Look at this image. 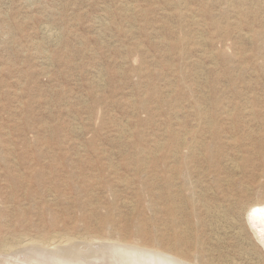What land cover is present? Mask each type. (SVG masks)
<instances>
[{
  "label": "rangeland",
  "instance_id": "1",
  "mask_svg": "<svg viewBox=\"0 0 264 264\" xmlns=\"http://www.w3.org/2000/svg\"><path fill=\"white\" fill-rule=\"evenodd\" d=\"M263 2L0 0V264H168L107 246L135 245L138 222L151 235L137 245L190 264H264L250 222L264 205ZM174 133L199 138L188 149ZM179 147L188 176L165 182ZM101 163L122 180L102 177ZM176 228L198 249L175 247ZM21 235L91 243L39 261L3 248Z\"/></svg>",
  "mask_w": 264,
  "mask_h": 264
},
{
  "label": "bare ground",
  "instance_id": "2",
  "mask_svg": "<svg viewBox=\"0 0 264 264\" xmlns=\"http://www.w3.org/2000/svg\"><path fill=\"white\" fill-rule=\"evenodd\" d=\"M261 2L263 1V0H260ZM128 4V3H127ZM264 5V2L262 3V6ZM128 7V6H127ZM121 10V9H120ZM178 12V11H177ZM179 14V16H181V17H183V14H184V12L183 11H180V12H178ZM199 14V13H198ZM195 16V15H194ZM193 16V17H194ZM195 18V17H194ZM186 25V24H185ZM48 26V25H47ZM48 29V28H47ZM46 32V31H45ZM49 33H51V32H49ZM52 34V33H51ZM250 34V33H249ZM248 34V35H249ZM49 35V34H48ZM56 35H57V33H56ZM50 36V35H49ZM52 36H53V34H52ZM51 36V37H52ZM64 36V35H63ZM250 36V35H249ZM55 37V36H54ZM53 37V38H54ZM56 39V38H55ZM51 55V54H50ZM171 69V68H170ZM102 73V72H101ZM133 102V101H132ZM232 112V111H231ZM202 115V114H201ZM211 115H215V114H211ZM230 115V114H229ZM202 117V119H203V117H205V116H201ZM231 116H228V115H225V116H223V118L224 119H228V118H230ZM208 121V120H207ZM249 127V126H248ZM170 129H172V127H170ZM188 129V128H187ZM207 129V128H206ZM191 131V130H190ZM218 131V128L217 129H215L214 130V134L215 133H217V134H215L217 137H219L220 136V133L219 132H217ZM264 131V130H263ZM171 132H173V131H171ZM182 133V132H181ZM185 135V134H184ZM180 136V135H179ZM197 138H199V135H198V133H192V142H188V141H185L184 139H181V138H179V137H177L176 135H175V133L174 134H172V140H173V146L175 145V144H177V146H178V143H180L181 141H183L184 142V145H186V147L188 148V149H191L192 147H193V141L194 140H196ZM261 139H264V134L261 136ZM158 141V140H157ZM156 141V142H157ZM156 142L154 143L155 144V147H160V145L158 144L159 143V141H158V143L156 144ZM151 143V142H150ZM141 144V143H140ZM172 144V143H171ZM211 145V144H210ZM40 146V145H39ZM118 146V145H117ZM140 146V145H139ZM169 146H170V144H169ZM176 146V147H177ZM180 146V145H179ZM38 147V146H37ZM140 148H142V147H140ZM140 148H138V149H140ZM154 148V147H153ZM172 148V147H171ZM144 149V148H143ZM151 149V148H150ZM196 149V148H195ZM95 150V149H94ZM155 150V149H154ZM182 149H181V147H179V149H177V150H175V152L174 153H176V154H179V157H180V163H178L177 165H172V166H169L168 165V170H166L165 169V172L163 173V174H160V178L163 180V181H168V175L169 176H172V178H173V180H176V179H186L187 178V176H188V171H189V167H188V162H187V160L185 159V156H186V154H184L183 153V150L181 151ZM207 150L209 151L210 150V152H209V156H208V161L209 162H211V161H213V159H214V155H213V153H212V151H211V147L210 146H208V148H207ZM140 151V150H139ZM142 151V150H141ZM144 151V150H143ZM152 151V150H151ZM167 151V150H166ZM196 151V150H195ZM198 151V150H197ZM171 152V151H170ZM154 153H155V151H154ZM158 153V152H157ZM146 154V153H145ZM139 155V154H138ZM148 155V154H147ZM152 155V154H151ZM174 154H172V156H173ZM170 156V155H169ZM188 156V155H187ZM186 156V157H187ZM147 158H148V156H147ZM107 159V158H106ZM139 159V158H138ZM152 159V158H151ZM154 159V158H153ZM152 159V160H153ZM175 159V158H174ZM173 159V160H174ZM142 160V159H141ZM9 161V160H8ZM93 162V161H92ZM138 162V161H137ZM171 162V161H170ZM169 162V163H170ZM143 163H144V161H143ZM173 163V162H172ZM174 163H175V161H174ZM142 164V163H141ZM145 165V164H144ZM159 166V165H158ZM101 168H99V169H101V170H99V173H100V175H103L102 177H107L108 175H114V176H116L117 175V177L116 178H118V179H120V180H122V178H123V176H122V174H120L117 170H112V171H110L109 172V169H108V167L106 166V165H104V164H102L101 163V166H100ZM167 167V166H166ZM142 168V167H141ZM139 170H141V169H139ZM154 173V172H153ZM34 174H35V176L37 177L38 175H40V173L39 172H34ZM27 175V174H26ZM74 175V174H73ZM126 175V174H125ZM158 177V176H157ZM170 178V177H169ZM73 180V179H72ZM136 181L137 182H139V184H144V181L141 179V178H138V179H136ZM157 182V181H156ZM65 185V184H64ZM95 185V184H94ZM66 186V185H65ZM77 186V185H76ZM86 187V186H85ZM126 187V186H125ZM152 187V186H151ZM180 187V186H179ZM75 188H77V187H75ZM144 189V188H143ZM184 191V190H183ZM194 192V191H193ZM77 193V192H76ZM176 193V192H175ZM174 195V194H173ZM172 196V195H171ZM139 197H140V195H139ZM53 198V197H52ZM180 199V198H179ZM155 200V199H154ZM201 200V199H200ZM177 201V200H176ZM189 202H190V200H189ZM125 203V202H124ZM154 203V202H153ZM193 206H194V204H193V202H190ZM198 206V205H197ZM259 207H261V208H259ZM151 208V207H150ZM161 208V207H160ZM197 208V207H196ZM193 209H194V207H193ZM177 209H176V206L174 205V201L171 199L169 202H168V204H167V206H166V212L168 213V214H171V216L173 215V213H174V215H175V211H176ZM253 210V213H252V215H251V220H250V222L252 221V225L254 226V229H255V232H256V235H257V237L260 239V241H262V243L264 244V205H260V206H258V207H256V208H254V209H252ZM176 213H177V211H176ZM191 216H194V215H196V213L194 212V211H190V212H188ZM170 219H171V221L174 223V225L176 226V224H177V220L175 219V218H173V217H170ZM149 221V220H148ZM103 223L104 224H106V226L107 225H109L110 224V222H109V219L107 218V219H105V220H103ZM88 225V224H87ZM251 225V224H250ZM218 227V226H217ZM156 230H157V228H155ZM53 234V233H52ZM57 234V233H56ZM80 234V233H79ZM134 234H135V240H137V243H135V245L134 244H129L128 242H126V241H123V242H121V243H119V244H112L110 241H108L109 242V244H107V246H109V245H111V246H116L115 247V250L117 249V250H123V249H126V248H128V247H131V248H137V249H140V250H142L143 252H144V254H145V252L146 253H150L151 255H157V256H161V257H159L160 258V260H161V258H164V256H167L168 258H169V262H168V264H190L187 260H185V257L184 256H182L181 254H174V253H172V252H169L167 249H159V248H154V247H152V246H147V245H143V244H141V245H137L138 244V242H140V241H144V240H146V239H148L149 238V236L151 235L150 234V232H149V230H146V228H145V226L143 225V224H141V222H138L137 224H136V232H134ZM77 235V234H76ZM22 236V235H21ZM164 236V235H163ZM87 237V236H86ZM162 239H164L163 237H161ZM166 238V237H165ZM198 238L199 237H193L192 235H189V236H186L185 234H184V232L183 231H181L180 229H177L176 228V230H175V233H174V240H175V247L177 246V245H179V244H181V242L182 241H184L187 245L186 246H191L192 244H194L195 245V248L196 249H198V246H197V244H199L198 243ZM19 239V241H17L16 242V244L15 243H11V242H8V241H4L3 243H2V246H3V248L5 249V250H7L8 252H10V253H12L13 252V254L14 253H24V254H26V255H30L31 257H36V258H38V260L39 261H41L40 260V258H42L43 256L44 257H46L45 255H46V252H50L51 254H53L54 253V256H52V257H54V258H56L55 257V253H58V254H60V255H63L64 257L66 256V258L68 257V256H71V255H73L74 254V250H75V248L77 247V245L78 246H80V244H84L85 245V243H91V241L90 240H88L87 238H81V237H73V236H69V235H64V236H55V237H52V238H44L43 237V239H36V238H32V237H28V236H22L21 238H18ZM156 240V239H155ZM166 240V239H165ZM113 241V240H112ZM120 241H122V240H120ZM119 241V242H120ZM99 242V241H98ZM97 242V240H96V243H98ZM115 242V241H114ZM89 243V244H90ZM103 243H104V241H103ZM111 243V244H110ZM15 244V245H14ZM88 244V245H89ZM100 244H102L101 242H100ZM84 245L82 246V247H84ZM92 245H93V242H92ZM104 245H105V243H104ZM95 247H96V245H94ZM99 246H101V245H99ZM96 247L95 248V251H97L98 249L97 248H99L100 249V247ZM106 246V247H107ZM81 247V248H82ZM101 247H103V246H101ZM106 247H104L105 249H106ZM2 248V249H3ZM78 248V247H77ZM93 249H90L91 250V253H93L92 252V250H94V247H92ZM89 249H86V247H85V250H87V253H89L90 251H88ZM130 249V248H129ZM136 249V250H137ZM79 250V249H78ZM84 250V249H83ZM114 250V252H116ZM132 249H130V251H131ZM15 251V252H14ZM94 251V252H95ZM99 251L100 250H98V253L97 254H94V256L96 255V258L98 259V256H99ZM107 251H108V247H107ZM107 251L105 252V255L104 256H106V254H108L107 253ZM124 251V250H123ZM134 251V250H133ZM37 252V253H36ZM42 252H44V253H42ZM75 252H77V251H75ZM78 252H80V251H78ZM82 252V251H81ZM80 252V254L82 255V256H84L85 255V251L84 252H82L81 253ZM121 252V251H120ZM141 252V251H140ZM140 252H138V253H140ZM125 253V252H124ZM137 253V252H136ZM172 253V254H171ZM49 254V253H48ZM84 254V255H83ZM103 254V253H102ZM123 254V253H122ZM126 254V253H125ZM127 254H128V250H127ZM131 255H132V253H130ZM135 254V253H134ZM150 254H148V256L150 257ZM6 255V254H5ZM4 255V256H5ZM12 255V254H11ZM90 255V254H89ZM88 255V256H89ZM92 255V254H91ZM111 255H112V253H111ZM137 254H135V256H136ZM140 255H141V253H140ZM14 256V255H13ZM12 256V257H13ZM20 254H19V258H20ZM86 256V255H85ZM87 256V257H88ZM108 256V255H107ZM126 256V255H125ZM128 256H130V255H128ZM147 256V257H148ZM10 258H12L11 256H9ZM24 257H26V256H24ZM50 257H51V255H50ZM51 257V259H53ZM59 257H62V256H59ZM74 257V256H73ZM90 258L92 257V256H89ZM88 257V258H89ZM100 257V256H99ZM115 257V256H114ZM130 257H132V256H130ZM141 257V256H140ZM167 257H165V259L167 258ZM7 258V257H6ZM17 258V257H16ZM69 259L68 260H70V257H68ZM77 258H82V259H84L85 260V258L84 257H81V256H79L78 255V257ZM87 258V259H88ZM94 258V257H93ZM93 258H91L90 260H92ZM95 258V259H96ZM112 258H113V256H112ZM119 258H120V254H119ZM133 258H134V256H133ZM137 258H138V256H137ZM142 258V257H141ZM26 260H27V258H25ZM47 259V258H46ZM45 259V260H46ZM49 259V258H48ZM60 259V258H59ZM101 259V258H100ZM104 259V258H103ZM106 259V258H105ZM115 259V258H114ZM129 259V258H128ZM131 259V258H130ZM135 259H136V257H135ZM149 259V258H148ZM153 259V258H152ZM152 259H150V260H152ZM158 259V258H157ZM11 259H9L8 260V263H9V261H10ZM15 260V259H14ZM29 260V259H28ZM33 260V258L32 259H30L28 262H30V261H32ZM35 260L36 259H34L32 262L33 263H36L35 262ZM80 260V259H79ZM118 260V259H117ZM127 260V259H126ZM132 260V259H131ZM134 260V259H133ZM132 260V261H133ZM137 260V259H136ZM143 260V259H142ZM16 261V260H15ZM14 261V262H15ZM19 261V260H18ZM18 261H16V263H19ZM22 261H24V260H22ZM43 261H44V258H43ZM47 261V260H46ZM45 261V262H46ZM54 261V260H53ZM62 260H60V263H62L61 262ZM77 260H75V262H76ZM82 261V260H81ZM89 261V260H88ZM87 261V262H88ZM93 261V260H92ZM98 261H100L101 262V260H99L98 259ZM109 261V260H108ZM138 261H139V263H140V261L141 260H139V258H138ZM143 261H145V260H143ZM142 261V262H143ZM12 262V261H11ZM20 262H21V260H20ZM32 262H30V263H32ZM47 262H49V260L47 261ZM58 262V261H57ZM56 262V260L54 261V263L56 264L57 263ZM86 262V261H85ZM102 262H103V264H104V261L102 260ZM110 262H112V261H110ZM113 262H114V260H113ZM135 262V261H134ZM161 262V261H160ZM3 263V262H2ZM27 263V262H26ZM37 263L38 264H40L38 261H37ZM42 263V262H41ZM50 263H53V262H50ZM64 263V262H63ZM67 263H68V261H67ZM70 263V262H69ZM72 263V262H71ZM82 263V262H81ZM80 263V264H81ZM89 263V262H88ZM87 263V264H88ZM91 263H93V262H91ZM91 263H89V264H91ZM119 263H121V261L119 262ZM123 263V262H122ZM129 263V262H128ZM151 263H152V261H151ZM158 263V262H157ZM164 263V262H163ZM21 264H23V262H21ZM28 264V263H27ZM49 264V263H48ZM57 264H59V263H57ZM66 264V263H65ZM73 264H74V261H73ZM79 264V263H78ZM85 264V263H84ZM94 264V263H93ZM97 264V263H96ZM101 264V263H100ZM105 264H106V261H105ZM142 264V263H141ZM145 264V263H144ZM155 264V263H154ZM162 264V263H161Z\"/></svg>",
  "mask_w": 264,
  "mask_h": 264
}]
</instances>
